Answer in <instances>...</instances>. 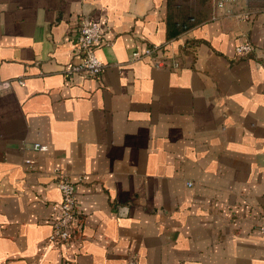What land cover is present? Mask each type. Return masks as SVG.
<instances>
[{"label":"crops","instance_id":"0c3cea01","mask_svg":"<svg viewBox=\"0 0 264 264\" xmlns=\"http://www.w3.org/2000/svg\"><path fill=\"white\" fill-rule=\"evenodd\" d=\"M231 7L249 17L212 18V0H0V264H264V0ZM82 19L104 29L96 77L64 74ZM149 44L178 69L131 60ZM60 176L80 227L55 246Z\"/></svg>","mask_w":264,"mask_h":264},{"label":"built area","instance_id":"2783aa9c","mask_svg":"<svg viewBox=\"0 0 264 264\" xmlns=\"http://www.w3.org/2000/svg\"><path fill=\"white\" fill-rule=\"evenodd\" d=\"M237 0H212V18L218 16V11H223L225 15L234 14L238 19H246L249 16L245 13H234L231 6ZM192 17L189 22H194ZM181 28L187 29L188 24H179ZM103 30L98 22L94 20L82 19L75 31L73 38L77 60L69 63L64 68V74L71 76L82 74L84 76L96 77L104 69V63L96 56L95 48L104 43ZM186 44V43H185ZM183 45L182 50L188 48ZM253 46L249 42H241L235 47L236 57L250 53ZM177 56L170 52L167 45L149 44L142 50H133L131 60H146L152 67L169 68L176 70L179 67ZM9 83L4 82L1 87H8ZM32 149L37 151H46L47 146L41 143L32 144ZM32 161L25 160V164L31 165ZM56 187L59 191L60 200L52 204L50 225L51 232L47 236V242L55 246H63L71 242L77 235L80 227L78 210L75 196V186L73 182L66 177H58ZM264 220V214L261 216ZM264 236V226L261 227ZM127 264H136L134 260Z\"/></svg>","mask_w":264,"mask_h":264},{"label":"trees","instance_id":"16d2710c","mask_svg":"<svg viewBox=\"0 0 264 264\" xmlns=\"http://www.w3.org/2000/svg\"><path fill=\"white\" fill-rule=\"evenodd\" d=\"M190 45H192L191 42H186V44H185L186 47H188V46H190ZM186 49H187V48H185V50H186Z\"/></svg>","mask_w":264,"mask_h":264}]
</instances>
